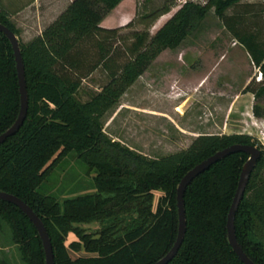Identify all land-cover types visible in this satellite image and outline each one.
<instances>
[{"label":"trees","instance_id":"16d2710c","mask_svg":"<svg viewBox=\"0 0 264 264\" xmlns=\"http://www.w3.org/2000/svg\"><path fill=\"white\" fill-rule=\"evenodd\" d=\"M0 0V23L18 36ZM31 2V0H23ZM122 0H72L27 43L19 40L28 107L19 130L0 144V190L23 200L44 223L55 264H153L172 247L177 234L176 188L185 173L232 144L256 146L261 156L235 216L243 252L264 264V150L246 134L197 136L188 148L148 158L108 137L102 117L165 50L177 48L212 9L226 30L250 55L262 75L244 88L264 97V39L246 28L239 14L226 11L241 0H186L153 34L150 28L174 2L148 11L136 8L125 26L104 28L101 20ZM140 29L134 28L139 27ZM102 68L107 81L87 101L77 92L82 80ZM254 113L259 114L257 105ZM19 91L14 55L0 33V134L15 121ZM71 152L94 171L93 192L62 201L40 193L49 173ZM248 155L230 154L211 165L184 193L186 231L168 264H243L227 240V213ZM160 192L153 208L154 193ZM97 223L95 231L82 225ZM6 225L26 264H45L36 229L22 211L0 199V227ZM73 233L78 241L66 244ZM73 252L85 255L72 257Z\"/></svg>","mask_w":264,"mask_h":264},{"label":"rangeland","instance_id":"374dc122","mask_svg":"<svg viewBox=\"0 0 264 264\" xmlns=\"http://www.w3.org/2000/svg\"><path fill=\"white\" fill-rule=\"evenodd\" d=\"M185 1L128 0L126 4L132 15L137 7L151 11L165 2H174L171 11L150 28L153 35ZM226 14H239L244 26L257 33L259 39H264V0H241ZM9 20L18 31L20 41H30V33L18 26L21 15ZM251 79L252 87H256L262 75L251 63L246 48L236 44L211 9L177 48L163 51L103 115V131L111 139L148 158L182 151L197 136L211 134H246L264 150V97L255 100L251 92L244 93ZM106 81V73L98 68L82 80L77 98L87 101ZM254 105L259 114L254 113ZM93 176L94 171L71 152L49 173L38 191L62 201L93 192ZM258 176L264 178V166ZM158 197L156 194L153 208ZM82 227L95 231L98 224ZM73 241L78 238L69 233L66 244ZM69 252L72 257L85 255L83 251L69 249ZM0 264H26L12 240L10 229L4 224L0 227Z\"/></svg>","mask_w":264,"mask_h":264},{"label":"water","instance_id":"95a60500","mask_svg":"<svg viewBox=\"0 0 264 264\" xmlns=\"http://www.w3.org/2000/svg\"><path fill=\"white\" fill-rule=\"evenodd\" d=\"M0 33H2L8 39L13 51L19 91V111L14 123L7 130L0 134V144H2L8 137L14 135L22 126L27 114L28 94L26 88L24 63L21 55L18 37L7 26L1 23ZM236 152L245 153L248 155V158L242 166L237 187L227 213V240L233 252L243 264H256L243 252L237 242L235 234L236 212L247 188L250 175L261 156V151L256 146L246 144H232L221 150L216 151L214 154L210 155L206 159L196 164L190 170H188L185 175L180 179L176 188L178 227L175 241L169 251L153 264H168L175 257L183 242V238L186 231L184 193L187 186L192 182L194 178H196L199 174L207 170L211 165L223 159L224 157ZM0 199L18 207L22 211V213L26 215V217L36 229L39 239L41 241L44 252L45 264H55L50 237L42 220L34 213L30 206L27 205L19 197L0 190Z\"/></svg>","mask_w":264,"mask_h":264},{"label":"crops","instance_id":"0c3cea01","mask_svg":"<svg viewBox=\"0 0 264 264\" xmlns=\"http://www.w3.org/2000/svg\"><path fill=\"white\" fill-rule=\"evenodd\" d=\"M71 1L72 0H31V2H25L23 0H3L2 3L6 8L9 6L12 8L17 7L15 11L9 12V18L21 15L18 26L26 29V33H30L29 39L31 40L40 35L43 29L52 23ZM127 2L128 0H122L101 20L99 25L104 28H117L125 26L130 22L135 13L131 15L129 11L130 8L127 6L128 4H126ZM235 42L239 44L237 40H235ZM142 75L140 77H142ZM156 194L160 196V192L156 191L154 193V198Z\"/></svg>","mask_w":264,"mask_h":264}]
</instances>
